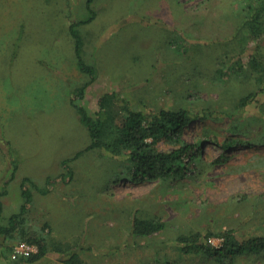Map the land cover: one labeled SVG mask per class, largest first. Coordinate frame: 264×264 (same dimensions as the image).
<instances>
[{
    "label": "rangeland",
    "instance_id": "1",
    "mask_svg": "<svg viewBox=\"0 0 264 264\" xmlns=\"http://www.w3.org/2000/svg\"><path fill=\"white\" fill-rule=\"evenodd\" d=\"M86 3L0 0V192H6L0 197V226L19 212L20 184L29 179L24 184L32 202L20 228L43 237L48 248L36 262L15 260L11 254L19 235H0V264H66L73 253L84 264H221L180 253L175 239L205 231L264 236V147L234 148L225 165L167 184L130 181L125 164L101 150L74 158L89 145V136L71 101L89 78L77 68L70 26L89 18ZM244 3L93 0L94 18L76 30L82 60L95 68V78L78 103L93 114L102 94L117 93L142 112L184 107L199 115L206 106L233 109L257 87L243 77L228 78L226 64L264 55V33L244 45L233 39ZM220 67L222 76L216 73ZM259 109L264 112V93L249 107L256 115ZM225 124L193 120L186 139L206 140L203 127L216 132ZM201 152L206 162L222 153L209 141ZM65 159L71 179L46 183L64 173ZM133 215L160 218L166 226L135 237ZM210 242L218 247L221 239ZM55 246L61 251L52 250ZM233 264H264V259L243 254Z\"/></svg>",
    "mask_w": 264,
    "mask_h": 264
},
{
    "label": "trees",
    "instance_id": "2",
    "mask_svg": "<svg viewBox=\"0 0 264 264\" xmlns=\"http://www.w3.org/2000/svg\"><path fill=\"white\" fill-rule=\"evenodd\" d=\"M92 1L87 0L86 3L89 18L72 23L70 26L77 68L89 78V82L75 90L71 101L89 136V145L75 154L74 158L83 152L101 150L108 153L111 158L121 160L125 164L127 172L124 177L130 181L138 184L145 182L167 184L188 177H198L197 175L204 172L205 167L225 165L231 157L229 152L234 148L264 147V112L259 109V114L256 115L249 111V107L257 102L258 96L264 93V55L261 56L259 53V55L246 57L243 62L240 57L233 58L229 64H226V67L231 70L228 78L243 77L253 81L257 87L256 91L248 92L239 98L233 109L218 111L206 106L199 115L184 107L142 112L132 109L119 98L117 93H105L98 99V110L93 114L89 113L78 102L83 98L86 87L95 78V68L82 60V41L76 28L82 23H89L94 18V12L91 9ZM244 1L245 6L239 12L240 24H236L233 33V39L243 45L248 38H257L264 33V0ZM216 73L222 76L224 69L220 67ZM196 119L226 122V127L216 132L203 127L201 131L206 140L198 138L189 142L186 139V130ZM207 141L222 151L210 162L203 159L201 152L203 144ZM159 144H165L170 149L161 150L158 147ZM69 161L65 159L61 162L64 173L62 172L53 180L47 178L46 183L51 185L59 178L70 180L72 172L68 166ZM15 172L14 168L10 179L14 177ZM25 182H29V179H24L20 184L23 198L21 208L18 213L9 217L5 226H0V235L10 236L15 231L19 235L18 243L34 245L37 249L36 253L22 258L29 263L43 258L48 248L43 237L31 236L24 228H20L24 214L32 202L31 192L25 186ZM38 191L41 194L49 192L47 188L38 189ZM5 193V191L0 192V197ZM165 226L160 218H138L133 215L130 221L131 234L139 238L149 237L164 230ZM211 238H220L221 244L218 247L213 246L210 242ZM175 243L182 254L213 258L221 264H233L235 258L243 254H254L264 259V236L244 237L229 231H205V233L181 234L175 239ZM52 250L61 251L56 246ZM66 264L84 263L79 259L78 254L73 253L66 260Z\"/></svg>",
    "mask_w": 264,
    "mask_h": 264
},
{
    "label": "built area",
    "instance_id": "3",
    "mask_svg": "<svg viewBox=\"0 0 264 264\" xmlns=\"http://www.w3.org/2000/svg\"><path fill=\"white\" fill-rule=\"evenodd\" d=\"M37 249L34 245L27 243H20L16 245L12 250V259L27 258L32 254L36 253Z\"/></svg>",
    "mask_w": 264,
    "mask_h": 264
}]
</instances>
